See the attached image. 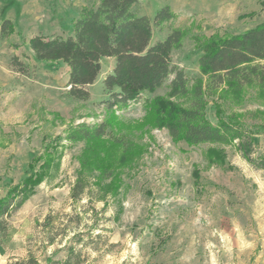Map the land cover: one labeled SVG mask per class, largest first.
Here are the masks:
<instances>
[{
  "label": "rangeland",
  "instance_id": "1",
  "mask_svg": "<svg viewBox=\"0 0 264 264\" xmlns=\"http://www.w3.org/2000/svg\"><path fill=\"white\" fill-rule=\"evenodd\" d=\"M93 3L0 0V198L34 171L33 159L47 143L63 136L58 167L9 220L0 264L30 253L45 264L50 256L65 258L72 243L81 264H264V169L242 156L238 140L189 145L175 141L166 128L143 127L134 131L140 153L116 170L118 193L105 200L95 195L73 200L71 189L85 144L68 142L65 131L72 124L104 120L103 80L115 60L102 59L100 75L88 86L89 100H74L66 95L68 65L36 60L29 41L34 36H68L81 8ZM166 4L176 13L172 24L190 30L173 60L191 77L200 73L191 34H238L264 21V0H139L135 10L152 17ZM5 19L14 23V32H2ZM168 30L167 25L155 28L153 42ZM13 58L26 70H18ZM167 84L119 111L121 122L142 121L146 97L164 95ZM217 105L224 118L235 114L258 131L253 156L262 155L260 90L247 88L240 103L227 98ZM216 109L209 103L207 116L214 124ZM49 216L54 229L45 225ZM51 230L53 243L47 241ZM76 231L80 237L74 241Z\"/></svg>",
  "mask_w": 264,
  "mask_h": 264
},
{
  "label": "trees",
  "instance_id": "2",
  "mask_svg": "<svg viewBox=\"0 0 264 264\" xmlns=\"http://www.w3.org/2000/svg\"><path fill=\"white\" fill-rule=\"evenodd\" d=\"M138 2L94 0L92 5L81 8L68 36H34L29 41L36 60L68 65L66 95L74 100H89L88 86L100 75L102 59L115 60L112 71L103 80L107 95L103 101L104 120L72 124L65 131L68 142L85 144L80 156L81 168L71 189L76 202L83 196L95 195L105 200L109 194L118 193L120 184L116 170L129 164L134 153H140L134 141L135 132L146 126L166 128L175 141L184 140L189 145L238 140L236 147L242 156L253 166L264 169V153L253 156L258 131L246 127L235 114L224 118L223 110L217 105L219 99L227 98L240 103L250 87H257L264 97V21L238 34H191L199 53L200 70L199 75L191 77L173 60L174 52L183 47L190 30L172 24L176 13L170 5L160 7L150 17L136 12ZM166 25L167 34L153 42L154 29L161 30ZM1 27L3 33L15 30L14 23L7 19ZM13 64L22 72L26 70L17 58H13ZM166 84L164 95L146 97L142 121L121 122L119 111ZM211 102L217 107V124L207 116ZM261 128L264 130V125ZM62 140L60 135L47 143L43 153L33 159L31 169L34 171L0 198V245L8 235L10 218L52 169L58 167L56 155ZM38 162L41 164L35 170ZM45 225L54 229L51 216ZM48 234L47 241L53 243L56 240L53 231ZM79 234L74 232L72 239L75 241ZM66 249L65 258L50 256L45 264L83 262L73 243ZM7 264L39 263L30 253L26 258L12 259Z\"/></svg>",
  "mask_w": 264,
  "mask_h": 264
}]
</instances>
